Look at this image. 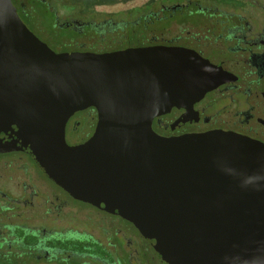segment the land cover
<instances>
[{
    "label": "water",
    "instance_id": "obj_1",
    "mask_svg": "<svg viewBox=\"0 0 264 264\" xmlns=\"http://www.w3.org/2000/svg\"><path fill=\"white\" fill-rule=\"evenodd\" d=\"M150 55L55 53L0 0V151L29 153L75 198L132 221L163 264H264V144L156 134L155 116L215 83L188 52ZM90 105L94 133L68 145L67 119Z\"/></svg>",
    "mask_w": 264,
    "mask_h": 264
},
{
    "label": "flooded vegetation",
    "instance_id": "obj_2",
    "mask_svg": "<svg viewBox=\"0 0 264 264\" xmlns=\"http://www.w3.org/2000/svg\"><path fill=\"white\" fill-rule=\"evenodd\" d=\"M12 4L26 25L50 35L30 11L46 12L50 0ZM52 14L54 26L81 37L47 41L31 30L55 53L149 51L153 66V52L170 50L195 56L197 70L209 64L202 72L215 86L189 110L174 106L155 116L156 134L223 131L264 144V0H145L96 20ZM158 98L151 94L146 104ZM97 121L95 106L75 111L65 124L66 143L87 141ZM0 264L163 263L132 221L75 198L32 155L12 150L0 151Z\"/></svg>",
    "mask_w": 264,
    "mask_h": 264
},
{
    "label": "rangeland",
    "instance_id": "obj_3",
    "mask_svg": "<svg viewBox=\"0 0 264 264\" xmlns=\"http://www.w3.org/2000/svg\"><path fill=\"white\" fill-rule=\"evenodd\" d=\"M84 1V0H83ZM82 0H50V9L46 12H42L40 9L37 10L36 7L30 8L35 18L41 21V27L50 35L45 36L41 34L36 27L31 24H27L30 30H32L36 35H38L42 40L47 41H72L73 39H80L81 37L74 33L73 30L68 29L67 27H56L53 25L54 16L52 12H56L61 17H66L67 13L72 15L83 16L84 19H99L103 15L111 14L115 10L128 7L132 5L139 4L145 0H129L126 3H114V0H109L107 4L103 3H86ZM104 2V1H103ZM110 2V3H109ZM113 3V4H111ZM111 4V5H110ZM54 45V43H52Z\"/></svg>",
    "mask_w": 264,
    "mask_h": 264
},
{
    "label": "trees",
    "instance_id": "obj_4",
    "mask_svg": "<svg viewBox=\"0 0 264 264\" xmlns=\"http://www.w3.org/2000/svg\"><path fill=\"white\" fill-rule=\"evenodd\" d=\"M83 1V0H82ZM103 1H108V0H84L83 2H86V3H94V2H98V3H103Z\"/></svg>",
    "mask_w": 264,
    "mask_h": 264
}]
</instances>
